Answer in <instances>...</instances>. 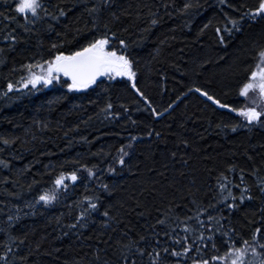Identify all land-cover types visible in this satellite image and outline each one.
Instances as JSON below:
<instances>
[{
	"label": "trees",
	"instance_id": "1",
	"mask_svg": "<svg viewBox=\"0 0 264 264\" xmlns=\"http://www.w3.org/2000/svg\"><path fill=\"white\" fill-rule=\"evenodd\" d=\"M186 2L198 7L183 11ZM42 4L33 24L31 14L25 20L14 11L13 0H0V160L8 162L7 167L0 164V254L11 249L0 264H123L121 249L131 241L145 252L131 248L129 264L133 256L136 264H192L194 257L224 255V232L236 247H245L247 240L244 264L264 260V123L246 127L242 116L195 90L203 88L223 104L264 111L250 96L239 94L264 47V17L245 20L242 30L215 31L231 27L230 18L257 6L258 0ZM60 9L65 15L53 19ZM45 10L51 15H44ZM152 19L158 23L152 25ZM106 32L116 33L113 47L126 41L125 54L133 60L138 86L151 105L131 89L127 77L101 76L81 90L67 89L70 81L63 76L47 86L7 88L9 81L19 84L26 78L21 65L48 60L56 51H73ZM9 33L17 36L14 44L3 39ZM108 103L113 107L107 111L120 115H107ZM153 107L159 116L151 112ZM121 145L128 152L123 165L116 162ZM87 168L93 169L92 177ZM73 171L78 179L66 176L67 188L56 189V200H37L53 189L56 176ZM245 185L253 198L240 202ZM85 196L96 198L98 207L83 218L87 226L82 227L76 217L88 207ZM233 197L238 207L229 208ZM105 210L112 217L107 226L102 223ZM9 216L15 219L9 221ZM208 216L214 217L212 229L206 227ZM257 227L262 231L254 241ZM184 237L201 253L193 247L173 256V248L186 246ZM154 249L160 253L155 262L148 255Z\"/></svg>",
	"mask_w": 264,
	"mask_h": 264
},
{
	"label": "snow or ice",
	"instance_id": "2",
	"mask_svg": "<svg viewBox=\"0 0 264 264\" xmlns=\"http://www.w3.org/2000/svg\"><path fill=\"white\" fill-rule=\"evenodd\" d=\"M107 2V0H105ZM223 2V0H222ZM14 3V11L22 16L25 20L29 19V14H31V22L33 24L40 18L39 10L44 7L42 4V0H13ZM95 5L93 6V10H95ZM198 7L191 2H186L183 5V11H186L190 8ZM44 15H51L48 11L45 10ZM65 11L64 9H60L56 16H53V19H57L58 16H64ZM227 15V14H226ZM258 17H264V0H258V4L255 7L248 8L246 11L243 12L242 15H239L235 18H230L231 27L225 28L216 27L215 31L217 34H220L222 31H228L231 33L232 31L242 30V26L245 20L255 21ZM9 20L15 19L13 16L8 17ZM152 25L158 23L156 19H152L150 21ZM96 25L93 24V28ZM204 27H208V25H204ZM25 31H28V28L25 27ZM4 40H11L14 44L17 40V36L13 33H9L8 35L3 36ZM116 39L115 32H106L102 35H99L93 38L91 41L87 42L81 47L76 48L73 51L65 52V51H56L54 56H51L48 60H42L39 63H28L25 65H21V67L27 69L26 78H22L19 84H14L12 81H9L7 84V88L12 90L16 87L19 88H27L31 85L33 88H36L38 84H43L45 86L51 84L53 80H59L61 76L68 77L70 82L66 83V87L69 90H79V89H86L90 85L97 83V78L101 76H107L109 79H113L114 77H127L128 81L131 82V89H133L136 93L139 94L143 100L147 101L149 105H151V100L149 97L141 90L138 86L137 81V72L134 70V63L133 60L130 59L129 55L125 54L126 52V41L124 39L119 40L120 48L113 47L111 44L112 40ZM219 39L221 42L224 41V36L219 35ZM11 46V45H10ZM55 47V45H53ZM258 61L255 67L248 73V78L241 84L239 88V94L243 97H247L250 91H258L259 100H254L252 103L255 104H264V47L260 48L257 52ZM2 62V61H0ZM197 92L201 93L204 97L208 100L213 101L216 105H219L226 109H231L232 112L237 113L239 116H242L248 124L245 125L250 126L253 122L256 123H264V111L258 110L256 106H241V107H234L230 104H223L220 99L216 98L215 95H210L209 91L203 88H196ZM183 95V94H181ZM177 100L180 99L179 96L176 98ZM173 104L175 101L172 102ZM113 105L108 103L105 105L104 111L112 109ZM169 108L172 107L171 104L168 105ZM167 109H165L166 111ZM151 112L159 116L160 112L156 111L153 107L151 108ZM107 115L109 116H118L120 113H113L112 111H107ZM135 123V121H133ZM236 125H233V130H235ZM151 134L150 132L148 133ZM159 135V133H157ZM136 137L132 136L131 140H135ZM131 140L129 141L128 147H131ZM5 144L10 143L9 140H4ZM119 158L116 161L120 165L125 163L124 157L128 155V152L125 151V146L121 145L120 149L118 150ZM0 164H3L5 167L8 166L7 161L0 160ZM81 168H86V165H80ZM232 168V165L228 166ZM115 169L109 167L108 171H114ZM88 176H93V169L87 168ZM223 175V174H222ZM70 178L72 181H76L78 179L77 173L75 171L68 172V173H61L60 175L56 176L54 181V187L51 191H44L38 197V201H42L44 204H49L57 199V188H67V184L65 183V177ZM224 180H227V177H223ZM264 183V181H261ZM102 188L108 190L107 185H101ZM220 189L226 190L228 196H232L231 189H227L226 184L219 183ZM262 193H264V187L260 189ZM253 197L250 194V189L247 185L243 189H241V194L239 196V201L243 202L245 199L251 200ZM235 197H233V203L226 205L229 208H236L238 207L237 203L235 202ZM83 200L88 201V207L82 209L79 212V215L76 217L77 221H81L80 226L86 227L87 223L84 222L83 218L90 215V210H95L98 207L96 202V198L93 196H85ZM211 207V205H210ZM206 211L204 208H200V212ZM199 216V212L196 213ZM103 216L107 219H104L102 223L107 226L109 220L112 217L109 215L107 210L104 211ZM9 221L14 220V217L9 216ZM184 219H191V217H185ZM207 220L209 223L207 224L208 229L213 228V224L211 221L214 220L213 216H208ZM164 220L158 221V223H164ZM71 227V225H70ZM185 230L189 229L188 224L183 225ZM204 228L203 222H201V229ZM215 232H220V228H215ZM262 229L257 227L255 232L252 235V240H257L258 234H260ZM224 237H227L225 243L227 244V250L224 255L219 256H212L208 259L194 257L192 259V264H213L215 261H223L224 264H229L228 257H231L230 264H244L245 253L248 251V242L245 240L243 243L245 247H236L235 241L228 235L227 232L223 233ZM201 238L204 237V232L201 231ZM15 239V237H12ZM140 240H144V237L141 236ZM173 240H177L180 242V239L177 236H172ZM209 239L213 240L212 247L216 248L217 245L215 243L214 237H209ZM188 238L184 237L183 242L186 246L181 247L179 251L176 248L171 250L172 255L176 257L183 256L190 252V250L195 247L197 253H201V248L195 244H188ZM119 243V242H118ZM135 247L136 252L144 253L145 249L139 247L135 241H131L129 244L122 247L121 251L124 253L123 255V264H129V256L127 253L131 248ZM251 251L256 253V248L252 247ZM11 252L9 248L7 252L0 254V259H5L8 253ZM164 252H168V249L165 248ZM148 255L152 258L153 262H155L159 258V250L154 249V252L148 253ZM131 264H136L135 256L131 257ZM179 264V261H177ZM251 264V262H249ZM258 264H264V260H259Z\"/></svg>",
	"mask_w": 264,
	"mask_h": 264
},
{
	"label": "rangeland",
	"instance_id": "3",
	"mask_svg": "<svg viewBox=\"0 0 264 264\" xmlns=\"http://www.w3.org/2000/svg\"><path fill=\"white\" fill-rule=\"evenodd\" d=\"M81 90V89H79ZM248 96H250V100L254 101V100H259V96H258V91H250ZM261 105L262 108H264V104H259Z\"/></svg>",
	"mask_w": 264,
	"mask_h": 264
},
{
	"label": "water",
	"instance_id": "4",
	"mask_svg": "<svg viewBox=\"0 0 264 264\" xmlns=\"http://www.w3.org/2000/svg\"><path fill=\"white\" fill-rule=\"evenodd\" d=\"M69 79V78H68Z\"/></svg>",
	"mask_w": 264,
	"mask_h": 264
}]
</instances>
